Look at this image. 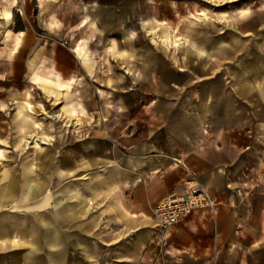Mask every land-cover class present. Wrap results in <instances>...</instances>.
Returning a JSON list of instances; mask_svg holds the SVG:
<instances>
[{"label":"crops","instance_id":"obj_1","mask_svg":"<svg viewBox=\"0 0 264 264\" xmlns=\"http://www.w3.org/2000/svg\"><path fill=\"white\" fill-rule=\"evenodd\" d=\"M9 1L8 6L0 4V37L3 39L0 40V64L10 79L22 84V79L29 81L37 70L39 73L36 72L32 83L40 86L45 96L55 100L57 94L67 95L73 80L62 78L60 73L69 77L74 66L72 69L68 62L70 65L62 64L60 69L57 68L59 50L74 61L73 65L77 62L87 76L93 75L94 62L88 46L78 43L64 49L58 47L59 27L54 25L59 19L58 0H33V5L27 0L23 5L24 12L18 15L19 23L22 20L45 23L41 28L49 34L47 37L51 40L47 43L38 38V31L42 29L27 24L14 25L17 1ZM216 1L224 5L243 0ZM249 3L218 13L216 21L230 22L225 26L226 46L222 45L224 40H218L224 31L211 29L202 35L215 39L207 50L203 47L208 41L193 48L188 38L195 37L194 31L186 30L185 34L177 35L165 19L158 20L151 17L152 13L145 14L147 18L144 19L148 21L142 25L146 28L145 36L150 35L151 41L144 42L143 78L138 83L145 86L147 98L152 96L153 101L147 104L146 110H139L136 102L131 101V106L135 105V111L132 110L135 117L140 112H147V127L135 128L136 131L131 128L130 141L126 138L122 142L125 150L130 152L123 153L120 162L105 176L110 191L115 189L114 183L120 181L121 195L113 206L114 215L101 228L104 232L100 239L104 264H264V13H255ZM28 6L36 8L35 14L29 12ZM135 6V0H65L67 14L82 23H96L100 29L110 28L112 23L115 26L127 21L139 23L138 13L143 11L139 12L137 7L132 9ZM179 15L183 16L182 12ZM176 16L171 13L167 20L175 25L178 22ZM195 17L205 23L215 21L204 8ZM126 38L133 40V34L127 33ZM157 38L163 45L152 46ZM172 38H180L181 44H172ZM169 47H188L189 52L186 49L185 54L174 57L172 53H166ZM22 50L25 53L23 59ZM195 50L201 56L206 53L212 60L220 52L226 53L227 62L222 66L220 61L210 75L200 76L197 67L188 63L197 60L189 57ZM35 54V62H29ZM124 55L119 53L120 57ZM196 86L206 87L201 96L189 88ZM65 107L68 112L73 109L70 104ZM100 117V121H105L104 114ZM22 118L23 123H27L22 114L16 118L19 125ZM104 125V129L97 126L102 137L123 127L108 128L107 122ZM75 127L71 128L75 130ZM35 128V132L41 130L38 124ZM85 130L83 128L81 133ZM103 145L105 143H95L93 149L100 152ZM41 149L45 148L41 146ZM65 156L51 162L54 169L47 179L35 183L29 174L23 175V199L40 195L34 206L26 208L25 213L14 204L10 210L2 209L3 212L18 213L21 218L27 214L34 218L32 224L24 221L22 226V220L21 223L10 220L11 227L6 226L22 228V231L29 226L32 239L29 244L22 243V247H31L24 254L28 259L44 252L50 264H58L63 254V238L69 244L72 242L70 235L60 234L62 226H70L78 219L87 225L100 224L104 178L95 180L90 198H85L76 186L64 188L70 199L67 202L79 200L77 207L63 204V200L54 194L58 182L73 173V166ZM92 161L89 157L88 162ZM187 170L195 173L217 205L214 209H196L173 225L168 231L167 244L162 246L152 208L168 194H184ZM158 172L163 174L160 176ZM79 178L83 179L84 175ZM12 182L0 187L7 201L11 200L14 191H19V186ZM87 186L89 183L85 182L83 187L87 189ZM92 207L99 215L95 213L88 218ZM47 213L51 218H45ZM7 228L0 230L1 245L20 244Z\"/></svg>","mask_w":264,"mask_h":264},{"label":"rangeland","instance_id":"obj_2","mask_svg":"<svg viewBox=\"0 0 264 264\" xmlns=\"http://www.w3.org/2000/svg\"><path fill=\"white\" fill-rule=\"evenodd\" d=\"M16 1L14 25L27 24L28 26H36L37 29H42V31H38V38H40L41 42L47 43L50 41L51 39L47 37L49 34L41 28V25H45V23L36 21L28 23L23 20L19 23L18 15H22L24 12L23 5H25L27 0H24L23 3L21 0ZM135 1L137 6L132 7V9L137 7L139 12L143 11V13H138L140 15L138 17L140 18L139 23L127 21L123 22V24L117 23L116 26L112 23L110 28L100 29L96 26V23H82L72 14H67L65 0H58L57 18L59 19H56L57 22L54 25L59 27L58 37L56 38L59 49H64L65 46L72 47L78 43H83L86 47L88 46V53L92 58L91 61L94 62L93 75L87 76L79 68L77 62L73 65L74 61L68 58L66 53L62 50L58 51V69L61 68L62 64L70 65L68 62L71 63V67L74 66L69 77L60 73L62 78H72L73 80L71 86L66 91L67 95H65L66 93L61 94L60 92L59 94L61 96H57L55 100L53 98L50 99L44 95L40 86L32 83L37 70L32 74L29 81L22 79V84H19L18 80L10 79L7 76L8 74L4 72L0 64V187L11 184V180L13 181V185L19 186L17 187L19 191H14L9 201L0 192V230L2 231L3 228L11 227L10 220L12 222L17 221L18 223H21L22 220V226L24 221L32 224L34 221L32 215H22L21 218V215L18 213L3 212L2 209L7 208L10 210L14 204L18 205L20 209H23V213H25L26 208L34 206L40 195L23 199V175L29 174L35 183L47 179L54 169L51 167V162L56 161V159H62L64 155H66L65 158L68 159V163L72 164L73 173L71 176L62 178L58 182L57 187H55L56 190H54V194L58 199L63 200V204L70 203L76 207L79 206L78 199L67 202L70 199L64 192L65 187L69 185L76 186L85 198H90L92 197L91 192L97 181L96 179L104 178L105 181L101 185L103 207L100 215L97 210L94 212L93 210L96 208L92 207V212L87 216L91 218L92 214L98 213L100 224L98 226L87 225L78 219L70 226H62L59 230L60 234L70 235L72 242L69 244L63 238V254L58 264H104L101 256L104 250L101 249L100 245L101 235L104 232H102L101 228L103 227L102 224L114 215L113 206L117 202V198L121 195L120 181H117L116 184L114 183L115 189L110 191L108 177L105 176H108L113 166L120 162L119 160L123 153L130 152V150H125L122 142L126 138L128 139L127 141H130L133 133L131 132V128L146 129L147 127V112H140V115L135 117V105L139 106V110H146L147 104L153 101L152 96L147 98L145 86L143 87L138 83V80L143 78L142 67L144 66V58L146 55L143 56L142 54L146 48L144 42L151 41L150 35L148 37L145 36L146 28L142 25L144 21H148L144 19L147 18L145 14L147 12L149 14L152 13L151 17L154 19H165L168 26L176 30L177 35L185 34L186 30H192V33L194 31L196 33L195 37L188 38L194 45L193 48L198 46V44H202V42L208 41V44L203 47L204 50H207V48L211 47V41H215V39L214 37L203 38L202 35L208 33L211 29H222L224 31V34H221L223 36H218V40H224L222 45L226 46V40L228 39L226 25L230 22L229 20H225V22L215 20V17H217L220 11L226 9L231 10L236 6L250 2L249 4L255 13H264V0H243L239 3L224 5L221 4V1L216 0ZM10 3L9 0H0V4H4L5 6H8ZM29 3L33 5V0H30ZM5 6L3 9H5ZM28 7L29 12L35 14L36 8L33 6ZM202 8L215 21L205 23L206 21L197 19L195 15ZM180 12H182L183 16L179 15ZM171 13L177 15L178 22L175 25L167 20V16L171 15ZM129 32L133 34V40L126 38ZM0 40H3L2 37H0ZM62 42H65V44L62 45ZM158 44L163 45L159 41V38L151 45L155 46ZM17 45L18 38H16ZM112 45H115V47L112 48ZM78 47L83 46L79 45ZM15 49L16 47H14L13 51ZM186 49L188 53V47L185 49L169 47L165 51L166 53H172L174 57H178L179 53L185 54L186 52L184 51ZM121 52L125 53V55L120 57L119 53ZM24 54V50H22V59L25 56ZM204 54L201 56L196 50L195 53L189 54L190 58L197 59L195 62L188 63H193L197 67L196 71L200 76L210 75L213 69L217 68V64L220 61H222L220 62L222 66H224L223 63L227 62L226 53L220 52V54H216L217 56H214L213 60L209 55ZM86 57L90 59L88 56ZM36 58L37 56L35 54L30 58L29 62H35ZM52 78L54 79V77ZM189 88L195 89L197 96H201L202 90L206 87L196 86ZM155 98L157 100L158 97L155 95ZM132 100L136 102L134 103L135 105L133 104V107L131 106ZM27 103L30 104L28 107L26 106ZM69 104L75 110L76 116L74 118H77L75 121L78 119L80 121V124L76 125L75 130L74 128H70L71 130H69L62 121L52 117L58 110L68 112L65 106ZM132 110L134 111L132 112ZM101 113L105 115V121H100ZM22 114L25 118L24 121L28 124L23 123L22 118L19 125V121L16 118L22 116ZM104 122H107L106 127L108 128H113L114 126L123 127L119 128L115 133H107L102 137L99 136L97 126L104 129ZM36 124L41 129H37V133L47 139L48 143L41 145L45 149L35 147L34 145L33 147L31 145L27 147L26 145L27 133H35ZM23 128L26 131H23ZM83 128H86L84 134L81 133ZM95 143H105L103 145L104 149L96 152L93 149ZM89 157L90 159L93 158L92 162H88ZM81 174L84 175L83 179L79 178ZM85 182L89 183L87 189L83 187ZM12 216L16 218H11ZM44 216L46 219L51 218L50 213ZM7 229L19 239L20 244L16 246H11L10 244L2 246L0 243V264H50L44 252L37 253L31 259L24 256L25 252L31 250L30 245L22 247L23 242L29 244L32 239L29 226H27V229H24L26 231H22V228Z\"/></svg>","mask_w":264,"mask_h":264},{"label":"built area","instance_id":"obj_3","mask_svg":"<svg viewBox=\"0 0 264 264\" xmlns=\"http://www.w3.org/2000/svg\"><path fill=\"white\" fill-rule=\"evenodd\" d=\"M62 45L65 42L61 43ZM176 161V159L174 160ZM178 163V161H176ZM161 176L163 172H158ZM184 194L171 193L162 197L152 208V215L160 230V244H167L169 229L196 209H214L216 199L200 183L193 171L187 170Z\"/></svg>","mask_w":264,"mask_h":264},{"label":"bare ground","instance_id":"obj_4","mask_svg":"<svg viewBox=\"0 0 264 264\" xmlns=\"http://www.w3.org/2000/svg\"><path fill=\"white\" fill-rule=\"evenodd\" d=\"M170 42L175 45H180L182 40L180 38H172L170 39ZM58 96V94H57ZM56 96V97H57ZM76 116L75 110L72 109L69 114L68 112H63L61 110L56 111L52 117H54L57 120H60L64 123V125L68 128H71L77 124H79V121H75L77 118H74ZM47 139L40 135L39 133H29L26 141L27 147H30V145L33 147H41L42 144H47Z\"/></svg>","mask_w":264,"mask_h":264}]
</instances>
